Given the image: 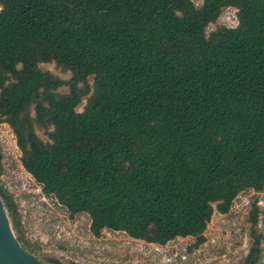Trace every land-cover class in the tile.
<instances>
[{"label": "trees", "instance_id": "obj_1", "mask_svg": "<svg viewBox=\"0 0 264 264\" xmlns=\"http://www.w3.org/2000/svg\"><path fill=\"white\" fill-rule=\"evenodd\" d=\"M226 7L236 26L207 32ZM0 123L41 192L94 236L201 244L214 211L264 190V0H0ZM258 215L255 199L240 264L264 251Z\"/></svg>", "mask_w": 264, "mask_h": 264}, {"label": "rangeland", "instance_id": "obj_2", "mask_svg": "<svg viewBox=\"0 0 264 264\" xmlns=\"http://www.w3.org/2000/svg\"><path fill=\"white\" fill-rule=\"evenodd\" d=\"M193 1L196 5L202 2ZM219 24L236 26V9L224 8L207 32ZM40 67L64 80L70 77L69 72H62L53 63H41ZM84 104L85 99L77 110L81 111ZM37 133L47 138L43 131ZM0 149V183L17 204L24 237L43 260L55 259L60 264H240L250 245L248 213L255 199L259 210L257 228L264 234V190L247 189L236 196L227 213L214 211L201 244L188 236L160 246L107 229L94 236L87 214L70 215L53 197L41 192L40 185L22 167L15 136L6 123H0ZM258 264H264V251Z\"/></svg>", "mask_w": 264, "mask_h": 264}, {"label": "water", "instance_id": "obj_3", "mask_svg": "<svg viewBox=\"0 0 264 264\" xmlns=\"http://www.w3.org/2000/svg\"><path fill=\"white\" fill-rule=\"evenodd\" d=\"M0 264H45L26 251L14 234L0 195Z\"/></svg>", "mask_w": 264, "mask_h": 264}]
</instances>
